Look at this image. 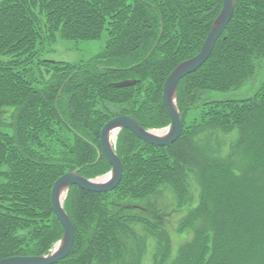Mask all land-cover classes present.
<instances>
[{"label": "trees", "instance_id": "trees-1", "mask_svg": "<svg viewBox=\"0 0 264 264\" xmlns=\"http://www.w3.org/2000/svg\"><path fill=\"white\" fill-rule=\"evenodd\" d=\"M222 8L223 0H0V260L48 254L63 237L52 188L76 169L88 178L111 170L99 158L109 120L129 115L147 129L171 124L165 82L200 52ZM59 37L105 39V46L79 63L47 59ZM261 70L264 0H236L212 55L179 83L180 139L161 147L120 132L122 182L102 193L72 186L65 208L75 243L56 264L123 259L136 218L122 204L162 188L183 201L193 174L200 201L180 230L191 228L194 237L171 264H264V82L253 95L211 98L245 89ZM126 80L137 82L114 86ZM206 128H239L245 164L200 161L192 141Z\"/></svg>", "mask_w": 264, "mask_h": 264}, {"label": "rangeland", "instance_id": "rangeland-1", "mask_svg": "<svg viewBox=\"0 0 264 264\" xmlns=\"http://www.w3.org/2000/svg\"><path fill=\"white\" fill-rule=\"evenodd\" d=\"M104 46L105 39L76 42L59 37L50 46L45 57L50 60L79 63L94 58ZM257 74L245 89L235 93L213 92L211 98L227 99L253 95L264 82V71L261 70ZM194 115L195 113L192 117H195ZM192 120L193 118L190 122ZM167 128L168 125H164L160 128L151 127V130L162 132ZM240 136L239 128L229 131L206 128L196 134L192 143L200 161L215 159L238 169L245 164L244 150L238 146ZM190 182L191 194L183 201L177 198L172 189L162 188L147 199L130 200L122 204L124 210L136 218L133 223L136 237L127 240L124 258L113 264H171L175 261L181 249L194 237L193 229L180 230L184 217L194 210L200 201L201 189L196 174L191 175Z\"/></svg>", "mask_w": 264, "mask_h": 264}, {"label": "water", "instance_id": "water-1", "mask_svg": "<svg viewBox=\"0 0 264 264\" xmlns=\"http://www.w3.org/2000/svg\"><path fill=\"white\" fill-rule=\"evenodd\" d=\"M236 8V0H223V8L213 22L209 34L200 50L192 58L180 63L168 76L163 100L171 117V124L162 132L145 128L137 119L129 115L114 117L109 120L101 131L102 152L112 165L110 173L88 178L81 174V169L68 172L56 180L52 188V204L54 212L64 228L63 237L55 244L48 254L39 256H12L0 260V264H56L65 259L72 251L75 243V226L65 208V200L72 186L77 185L91 192H109L116 189L122 182L124 163L115 150L113 140L123 129L131 130L139 139L154 146H169L176 143L185 128L184 116L178 105V86L180 81L197 71L212 55L218 39L227 29ZM136 80L114 83L116 87L136 84ZM101 152L99 151V158Z\"/></svg>", "mask_w": 264, "mask_h": 264}, {"label": "bare ground", "instance_id": "bare-ground-1", "mask_svg": "<svg viewBox=\"0 0 264 264\" xmlns=\"http://www.w3.org/2000/svg\"><path fill=\"white\" fill-rule=\"evenodd\" d=\"M120 134V133H119ZM119 134H117L116 136H115V138H114V140H113V144L115 145V142L117 141V138H118V135Z\"/></svg>", "mask_w": 264, "mask_h": 264}]
</instances>
